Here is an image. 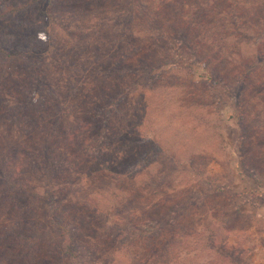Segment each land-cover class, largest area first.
I'll return each mask as SVG.
<instances>
[{"label": "rangeland", "instance_id": "374dc122", "mask_svg": "<svg viewBox=\"0 0 264 264\" xmlns=\"http://www.w3.org/2000/svg\"><path fill=\"white\" fill-rule=\"evenodd\" d=\"M185 4L186 13L181 18L182 12L174 14L178 21L172 22L175 30L181 32L180 24L190 18L202 20L189 38V55L177 58L172 71L164 66L161 71L169 74L157 70L159 78L150 82L142 69L152 66L158 69L171 59L158 54L155 40L141 35L142 31L137 29L142 28L140 23L133 26L138 33V39L135 40V34L132 36L135 47L114 42L115 35L124 37L125 32L118 33L111 25L95 28L89 37L87 29L82 32L71 29L76 38L86 37L81 43L73 34L55 27L59 28L55 32L62 47L51 50L49 56L56 57L58 62L68 58L62 61L68 63L64 73L58 71L57 82L62 80L68 89L69 79L79 77L80 83L75 80L74 84L83 86L76 95L75 105L79 108L76 112L91 115L92 103L104 99L109 85L112 91L113 85L125 90L124 111L116 114L109 127L105 123L87 143L82 140L63 145L65 134L60 136L61 130H53L43 117L31 123L34 133L31 137L21 135V127L14 129L8 120L0 123V160H13L16 166L24 164L25 171L29 160L47 162L54 171L50 176L40 171L34 182H66L67 219L81 227L80 243L88 251L83 261L89 264H158L162 257L152 259L144 240L139 239L140 244L129 251L114 241L112 233L128 227L132 221L142 225L158 220L177 205L183 210L181 219L174 230L166 228L158 238L161 246V242L172 238L179 240L183 233L184 243L174 245V249L183 254L185 264H264V61L259 65L264 51L258 52L262 55L258 63L254 60L238 63L237 57L239 53L250 54L256 47L264 48V18L244 9L242 19L237 20L239 26L236 19L229 17L224 29L216 24L217 30L213 31L211 28L217 22L212 13L194 17L187 12L191 9L187 1ZM159 6L161 1L152 0L151 12H157ZM241 22L245 23L244 32ZM131 30L127 29V33ZM221 30L222 42L210 39L209 35ZM138 51L142 53L135 55L137 60L128 63L129 67L142 70L139 77L132 81V77L126 78L125 82L117 72L108 75L123 64L127 55ZM51 63L54 67L58 65ZM83 65L89 68L76 72ZM249 69L252 71L248 89L233 90L239 76ZM31 73L24 63H18L9 76V84L0 89V96L16 94ZM91 76L97 79L91 80ZM216 82L220 85L216 86ZM226 87L230 88L229 103L223 97ZM102 93L104 96L100 97ZM90 101L93 102L89 104ZM218 101L221 104H216ZM56 125L67 132L70 124L65 119ZM26 142L34 154L21 148ZM111 169L116 170V175ZM151 177L154 182H150ZM41 213L45 215L44 210ZM15 214L12 209L11 216ZM41 259L60 264L55 254L45 257L38 254L36 264ZM9 262L30 264L28 259L19 260L16 256Z\"/></svg>", "mask_w": 264, "mask_h": 264}, {"label": "trees", "instance_id": "16d2710c", "mask_svg": "<svg viewBox=\"0 0 264 264\" xmlns=\"http://www.w3.org/2000/svg\"><path fill=\"white\" fill-rule=\"evenodd\" d=\"M159 1H161V6L157 7V12L152 13V0H123L122 2H116L115 0H0V89L3 85L9 84V76L18 63H24L32 71L31 75L27 77V81L18 87L16 94H9L7 98L0 96V108H2V110L0 109V123L8 120L14 129L21 127V135L26 133L31 137L34 134L31 123H34L35 119L39 120V117H43L44 121L53 127V130L57 128L61 130L60 136H63V133L65 134V143L63 141L62 144L68 145L69 142L76 143L82 140L87 143L94 133L97 134L96 131L100 132L101 127L104 128L105 123L109 127L112 120L116 119V114L124 111L123 104L126 97L123 92L125 90L113 85L117 94H112L114 91L109 88V85L108 93L105 96L102 93L100 96H104L103 100L98 98L95 102L92 101L93 103L89 102L93 106L91 115L85 111L76 112L79 109L75 105L76 95L77 92L82 91L83 86L79 84V77H75L73 81L69 79L68 89L62 83V80L57 82L58 71L64 73L68 63L64 62L65 64H63L62 61L68 60V58L65 60L61 58L58 62L56 57L49 56L51 50L62 47L58 32L56 33L55 29L56 31L59 28L61 31L64 29L68 35L73 34L71 29L80 32L87 29L90 31L87 35L89 37L94 34L92 32L95 28L100 30L111 25L113 30H118V33L125 32L124 37L115 35L114 42L117 41L120 44L135 47L136 44L134 45L132 36L135 34L136 40L138 39L136 35L138 33L133 31V26L140 23L143 26L137 29L142 31L141 35L155 40V46H158V54L161 53L171 59L166 60L165 64L158 69L153 66L142 69L146 80L150 82L159 78L160 75L156 76L157 70L162 74H169V71H161L164 66L171 68L172 71L176 68L177 58L185 59L186 55H189L188 49L191 48L189 47V38L192 31L202 24V20H194L193 18L186 21L181 20V22H184L180 26L176 24L180 27L179 30H182L181 32L175 30L172 26L173 21L174 23L178 22L174 18L175 12H182L179 18L186 13L184 11L186 1L191 8L187 12H191L194 17L204 14L211 15L212 13L217 22L211 28L213 31L217 30L216 24L219 29H224L223 27L228 23L229 17L230 19H236L237 26H239L237 20L242 19L243 13L241 10L244 9H249L254 16L261 15L264 18V0ZM232 5L233 7H231ZM120 18H122L121 22L119 21ZM210 18L212 17L210 16ZM146 24H149L150 28L145 27ZM241 24L244 32L245 23L241 22ZM130 27L133 32L128 34L127 29ZM185 30H188V32H183ZM222 34L223 31L221 30L213 36L209 35V37L214 42H222L224 40ZM73 37L79 39L77 41L80 43L86 38L83 35L76 38V34H73ZM236 39H239V37L237 36ZM70 45L72 46V42ZM79 48H83V46ZM164 50L169 54L166 52L164 54ZM260 51H264L263 46L256 47L250 54L247 52L245 55L243 53L237 54V57H239L238 63L251 60L258 63L257 60L262 57V55L259 56L258 52ZM139 52L141 51L133 53L131 56L127 55L123 64L117 65V68L109 71L108 75L117 72L116 74L120 75V79H124L125 82L126 78L132 77V81L139 77L138 72L142 70L129 67L130 64L128 63L131 59V61L137 60L135 55H139ZM97 59V62L100 61L99 56H97ZM263 61L264 57L260 59L259 65H262ZM51 62L58 63L59 66L54 67ZM57 66L59 69H57ZM88 68L89 65H83L76 72L86 71ZM251 71L249 69L245 74L242 73L239 76L240 80L237 79L233 90L245 91L246 87L248 89ZM94 79H97V77L91 76V80ZM75 80L79 81L78 86L74 84ZM133 85H136V83ZM219 85L220 82H216V86ZM62 89H65V91ZM229 89V87H226L223 94V97L228 99L224 100L226 103L231 101L229 99L231 98ZM221 102L218 101L216 104H221ZM111 106L112 109L110 110ZM65 119L70 124L67 127V132L56 125L57 123L59 125V122ZM103 139L101 136L100 141L102 142ZM26 144H21L24 152L30 154L33 151L34 154V150L28 146L30 144L27 142ZM99 149L97 148L96 151H99ZM12 150L14 149L10 151ZM40 150L44 151L43 149ZM45 150L46 153L49 152L48 147ZM103 154L104 150H101L99 155L102 156ZM27 162V165L24 166L27 167V171H25L24 164L16 166L13 160H0V264H9L13 256H16L19 260L28 259L30 264H36L38 254L45 257L49 253L55 254L60 259V264H89V262L83 261V256L85 257L88 251L87 247L80 243L79 233L81 227L70 223L67 219L64 199L69 193V187L66 182L60 184H53L51 180L44 184L34 182L35 176L39 175L40 171L50 176L49 173L54 170L47 162L43 163L37 160ZM56 163L60 164V161ZM137 165H139L138 161L136 167H138ZM111 171L114 174L116 173V170L111 169ZM150 182H154L152 177ZM42 188L43 190H41ZM57 189L58 191H56ZM177 206L169 215L161 216L158 220H151L149 223L142 225L132 221L129 223L130 226L128 224V227L124 229L122 227L115 229L112 233L114 241L118 245L121 243L123 248L127 247L130 251L136 245H139V239H142L145 241L146 249L150 251L152 259H155L154 256L162 257L158 264H185L183 254L174 249V245L180 246L184 243L183 238H186V236L183 233L182 238L179 240L172 238L161 242V246L159 244L160 238H158L166 228L174 230L181 219L183 210L177 208ZM12 209L16 211L14 216H11ZM43 210L45 215L41 213ZM46 252L48 253L46 254ZM57 263L41 259L38 264Z\"/></svg>", "mask_w": 264, "mask_h": 264}]
</instances>
